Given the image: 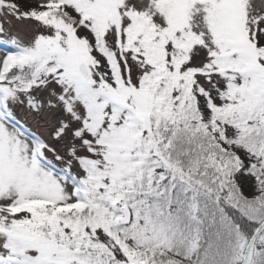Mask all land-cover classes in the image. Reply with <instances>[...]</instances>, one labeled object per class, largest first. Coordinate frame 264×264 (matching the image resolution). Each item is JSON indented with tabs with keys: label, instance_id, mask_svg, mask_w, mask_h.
<instances>
[{
	"label": "snow or ice",
	"instance_id": "1",
	"mask_svg": "<svg viewBox=\"0 0 264 264\" xmlns=\"http://www.w3.org/2000/svg\"><path fill=\"white\" fill-rule=\"evenodd\" d=\"M0 264H264V0H0Z\"/></svg>",
	"mask_w": 264,
	"mask_h": 264
}]
</instances>
